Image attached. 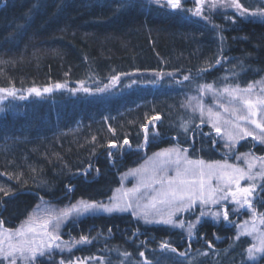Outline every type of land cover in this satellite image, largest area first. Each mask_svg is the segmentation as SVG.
<instances>
[{"label":"trees","instance_id":"16d2710c","mask_svg":"<svg viewBox=\"0 0 264 264\" xmlns=\"http://www.w3.org/2000/svg\"><path fill=\"white\" fill-rule=\"evenodd\" d=\"M220 1L203 0L202 13L193 15L195 0H181L178 10L164 0H0V88L16 93H0L3 230L18 227L41 200L58 207L104 201L120 174L163 148L176 146L205 163L246 151L264 157L251 139L227 155L218 132L188 109L200 85L242 89L264 77V9L240 0L249 10L241 15ZM33 87L42 95L29 94ZM262 187L264 180L248 198L259 219ZM199 211L179 217L194 221ZM229 220L201 218L189 237L185 228L126 213L87 217L67 224L62 238L83 235L91 243L37 264H264V257L249 260L254 237L237 234L241 218L230 213Z\"/></svg>","mask_w":264,"mask_h":264},{"label":"snow or ice","instance_id":"6c2138e0","mask_svg":"<svg viewBox=\"0 0 264 264\" xmlns=\"http://www.w3.org/2000/svg\"><path fill=\"white\" fill-rule=\"evenodd\" d=\"M155 2L159 4L160 0H155ZM195 2L197 5L195 10L188 9V11H191L193 15H200L202 13L200 5L203 3V0H195ZM231 4L235 6L241 15H244L249 11L239 2V0H231ZM162 6L178 10L182 9V2L181 0H166V3ZM251 14L255 15V13ZM188 79V76L184 77V80ZM111 80L113 82L118 81L119 77L113 76L111 77ZM133 83H135V81H133ZM80 84L83 86L84 81H81ZM63 87L64 85L60 83L54 85L55 89H61ZM107 88L108 86L105 85V88H98L97 91L104 92ZM249 88H251V85ZM82 90L85 93H90L91 91L87 87H82ZM199 90L201 95H203L205 91H212L213 86L210 84L200 85ZM27 91L29 94L35 93L36 96L42 95L41 90L34 87L27 89ZM49 91H51L50 88L43 89V92ZM71 91L76 90L73 89ZM222 91L227 92L229 95H233V92H230L227 87ZM0 93H6L12 96H15L16 94L15 90L6 88H0ZM214 94L219 95V92ZM19 98L24 99L25 97L20 96ZM193 102H195V106H193ZM187 104L189 107L193 108V111H196L197 109L203 111L199 97H189ZM209 111L211 110L209 109ZM152 119L156 120L159 119V117L154 116ZM257 127L261 128L262 132H264V125L258 124ZM185 131H187L186 128ZM217 131L219 132L220 129L217 128ZM244 134L252 135L253 139H256L255 135L251 132H245ZM228 135L231 139H234L231 132H229ZM145 141L147 142V135L145 136ZM261 142L264 143V139H262ZM123 144H129L127 138L123 140ZM110 146L115 148L116 143L110 142ZM109 155H112V153H109ZM161 156L166 158L161 160L159 159ZM258 159L264 160V157ZM253 167L254 165L251 162H248V171L246 172L245 169L230 165L226 161L224 164L216 162L215 164L205 165V162L202 160H188L177 150H167L164 153H156L154 154V157L149 158L145 166L133 170L131 173L133 176L139 178V182L136 186L128 189L124 193V196L128 197L129 200L127 204L122 206L118 201L110 205L96 203L89 204L81 201L80 205H73L71 208L61 211L58 214L47 213L51 218L41 222L39 228H37V225L30 218L25 225H22L21 228L15 230V232H9L6 229L0 231V254H4L5 258H7V256H12L13 259L10 264H16V253H19L24 260L35 261L38 255L43 256L46 252H51L53 248H58L61 251L64 249L71 251L72 248L77 245L91 243L92 240L88 236L83 235L78 240L61 241V237L58 233L61 224H63L65 220L71 218L73 215L79 216L93 211L111 213L113 211H126L129 208H135L137 211H134V215H139L144 219L145 223L171 225L173 227L184 229L186 222L184 220H177L175 217L182 211L192 210L197 203H199V216H197L194 221L187 222L186 231L189 237L193 236L197 225L201 223V217L210 215L214 221L219 222L222 215L223 220L231 224L232 221L229 220V211L226 207L221 205L223 211H211L206 209L205 206L209 204L220 205L221 201L227 200L228 196L231 195L233 202L239 204L241 207L247 205L250 211H254V206L248 198H254V194L257 191L256 186L250 184L247 187L241 188L239 183V181L244 178L249 180L253 179L251 174V169ZM229 169H231V171H229ZM169 171H174L175 175H169ZM213 179L223 180L224 183L220 187H213L211 184ZM233 183L236 184V191L229 190ZM0 191H3L5 195H8V192L3 188H0ZM218 191L224 192V195L217 197L215 193ZM261 191L264 192V187L261 188ZM238 192L244 194L242 200H236ZM113 199L115 200L116 198L114 197ZM141 200L145 201L143 206L140 204ZM149 209L154 211L150 212ZM247 223L248 222H245V225L242 226V233L252 235L257 231L255 223L253 222L251 231H249ZM260 224L264 225V214H261L260 216ZM0 225H2V222H0ZM49 225H51V231L48 230ZM37 236L48 237L50 241H61V243H49L45 248L39 246L34 247ZM256 238L259 240V244H253L247 249L249 260H255L256 254L264 256V231L259 232ZM5 245H7V253H5ZM208 246L211 248V243H209ZM162 248L167 249L169 248V245L164 243L162 244ZM171 251L175 252L176 249L171 248ZM123 255L127 257L130 254L125 252ZM139 255L143 257L144 253L140 252ZM181 255L184 254L181 253ZM85 259H91V257ZM60 264H72V261L69 260L65 262L64 260H61ZM78 264H84V261H78ZM144 264H150V262L145 260Z\"/></svg>","mask_w":264,"mask_h":264},{"label":"rangeland","instance_id":"374dc122","mask_svg":"<svg viewBox=\"0 0 264 264\" xmlns=\"http://www.w3.org/2000/svg\"><path fill=\"white\" fill-rule=\"evenodd\" d=\"M257 1H259L257 2L258 3L257 8L264 9V0H257ZM164 2H166V0H164ZM220 2H228V3H225L224 6H228V4L232 5L230 4L231 0H221ZM202 4L200 5V8ZM219 4H222V3H219ZM259 5L260 7H258ZM232 6L234 7V5ZM250 85H251V88H249ZM250 85L242 89L228 88L230 92H233V95H229L227 92H223L222 90L221 91H216V90L205 91L204 94L201 95L200 90L197 89L195 93L189 96V97H193V96L199 97L201 108L203 109V111H201L200 109L193 111V108L189 106H188L189 107L188 109L191 112H195L202 119V121L206 123L207 126L209 125L214 131L218 132L217 128L220 129V131L218 132L219 134L218 137H220L221 139L225 153L229 156L232 154V151L234 150V148L238 145V143L241 140L251 139L258 145L260 146L262 145L264 147V143L261 142V140L264 139V132H262L261 128L257 127L258 124L264 125V77L258 80V82L255 81ZM216 92H219V95L214 94ZM193 106H195V102H193ZM209 109L211 111H209ZM229 132L233 134L234 139H231L229 137L228 135ZM245 132H251L253 135H255L256 139L254 140L252 135H245L244 134ZM167 150H177L184 157L190 160L187 157V152L182 151L180 148L176 146L163 148L157 151L156 153H164ZM154 154L148 157L152 158L154 157ZM149 158L147 159V161L149 160ZM165 158L166 157L164 156L159 157V159L161 160ZM258 158L260 157L255 156L250 151H246L245 153L233 154L230 159L225 160L230 165H234L236 167L245 169L246 172L248 171V162H251L254 165V167L251 169V174L253 176V179L249 180L247 178H244L240 180L239 183H240L241 188L247 187L250 184H254L255 186H257L261 181L264 180V160H260ZM147 161H144L142 164L136 166L135 168H132L130 170H127L123 174H120L119 186L115 188L112 191L111 195L108 198H106L104 201L89 202L86 200H78L70 205H67L64 207H58V206H54V204L41 200L34 207V210L30 212L28 217L25 220H23V222L18 227L12 230L11 229H6V230H8L9 232H15V230L21 228L22 225H25L26 222H28L30 218L37 225V228H39V224L41 222L51 218L47 213L58 214L61 211L71 208L73 205H80L81 201L87 202L89 204L96 203V204H105V205H110L118 201L123 206L129 202L128 197H125L124 193L128 189H131L134 186H136L139 182V178L137 176H133L131 173L133 172V170L140 169L143 166H145ZM225 161L220 162V164H224ZM209 164H215V163H210V162L205 163V165H209ZM229 171H231V169H229ZM169 175H175L174 171H169ZM223 183H224L223 180L213 179L211 181V184L213 187H220L223 185ZM229 190L236 191V184L233 183L230 186ZM215 195L217 197L223 196L224 192L218 191L215 193ZM240 196H244V194L238 192L236 196V200H242ZM114 197L116 198L115 200L113 199ZM225 201H227V203L233 204V207L230 209L229 207L225 206L223 204L225 203ZM144 203L145 201L143 200L140 201L141 206H143ZM221 205H223V207H226L228 209L229 215L231 213L233 216L241 218L239 224H237V231H236L239 236L247 235V234H243L241 230L242 226L245 225V222H248L247 226H248L249 231H251L253 222L255 223V227L257 231L252 234V236L254 237L253 244L258 245L259 240L256 237L258 236L259 232L264 231V229L261 228L260 219L257 216L256 211L255 210L250 211L247 205H245L244 207H241L239 204L233 202V198L231 197V195L228 196L227 200L221 201L220 205L209 204L205 207L206 209H209L211 211H217V210L223 211ZM195 207L200 208L199 203H197ZM254 209H255V206H254ZM134 211H137V210L135 208H129L126 211H113L111 213H107L104 211H93V212H88V213H85L79 216L73 215L71 218L65 220V222L61 224L58 234L61 237V241L75 240L71 238L67 240L62 238L63 234H65L64 227H66L67 224L77 222L87 217L92 218V217H97L101 215H112V214L118 215V214L126 213V214H130L136 219H140L141 221L145 223L144 219L141 218L139 215H134ZM149 211L152 212L154 210L149 209ZM185 212L187 211L180 212L175 217V219L184 220L185 222H187L185 216H183L182 218L179 217V215H182ZM201 218L205 219V218H212V217L208 215V216L201 217ZM220 220L222 222L224 221L222 215H221ZM151 224L160 225L157 223H151ZM4 230L3 228L0 227V231H4ZM48 230L51 231V225H49ZM185 230H186V227H185ZM61 241H50L48 237L37 236L36 244L34 245V247L39 246L41 248H45L49 243L56 244V243H61ZM80 245H77L76 247L72 248V250H74L75 248H78ZM67 251H68L67 249H64L63 251H61L58 248H53L51 252H46L45 255L43 256L38 255L35 261L24 260L19 255V253H16L15 260H16V264H37L39 259H44L47 262L55 258L56 255L67 253ZM5 253H7V245H5ZM261 257H264V256H261L260 254H256V259L251 260V261L254 263H258L257 261H259ZM12 259H13L12 256H7V258H5L4 254H0V261H2L0 262L1 264H10ZM60 262H61L60 260H57V264H60Z\"/></svg>","mask_w":264,"mask_h":264},{"label":"bare ground","instance_id":"6f19581e","mask_svg":"<svg viewBox=\"0 0 264 264\" xmlns=\"http://www.w3.org/2000/svg\"><path fill=\"white\" fill-rule=\"evenodd\" d=\"M43 148H45V147H43ZM148 158L149 157H144V159L138 165L142 164L144 161H147Z\"/></svg>","mask_w":264,"mask_h":264}]
</instances>
